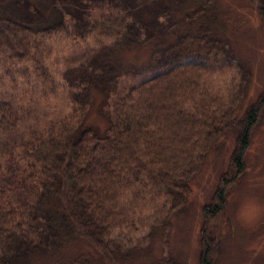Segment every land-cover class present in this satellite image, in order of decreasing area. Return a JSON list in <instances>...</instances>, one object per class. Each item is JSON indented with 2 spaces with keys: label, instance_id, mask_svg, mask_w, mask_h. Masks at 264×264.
Wrapping results in <instances>:
<instances>
[{
  "label": "trees",
  "instance_id": "obj_1",
  "mask_svg": "<svg viewBox=\"0 0 264 264\" xmlns=\"http://www.w3.org/2000/svg\"><path fill=\"white\" fill-rule=\"evenodd\" d=\"M192 1L186 17L179 0H16L14 13L0 12V78L23 85L25 99H0V264H31L74 242L87 243L104 264H123L134 241L127 250L113 235L133 225L143 207L134 204L147 200L152 217L156 204L169 216L182 209L210 153L235 129L229 164L203 213L224 209L229 185L246 170L264 93L253 105L240 96L227 104L202 83L210 62L228 57L212 30V0ZM259 12L264 22V0ZM67 31L84 42L111 37L57 81L40 52L46 38ZM130 43L154 51L124 93L119 81L131 73L113 48ZM30 62L32 72L19 71ZM66 89L73 110L45 121L42 103ZM204 245L201 264H213ZM74 256L68 264L100 261L83 250Z\"/></svg>",
  "mask_w": 264,
  "mask_h": 264
},
{
  "label": "rangeland",
  "instance_id": "obj_2",
  "mask_svg": "<svg viewBox=\"0 0 264 264\" xmlns=\"http://www.w3.org/2000/svg\"><path fill=\"white\" fill-rule=\"evenodd\" d=\"M14 1L16 2L0 0V12L14 13ZM29 1L36 4L47 2ZM179 1L184 17L196 7L191 6L192 0ZM261 1L263 0H212L215 17L212 30L221 42L219 51L225 53L228 61H222V65L210 62L202 83L214 96L223 98L227 104L240 96L245 98L247 104L253 105L255 99L264 93V22L259 12ZM95 17L96 11L90 18ZM107 21H110V15L107 16ZM178 24L180 26L182 22ZM110 37L111 35L98 34L88 37L84 42L74 38L69 31L55 34L45 39V48L40 52L42 64L51 70L53 78L60 81L67 66L78 64L92 49L102 48L101 44L110 42ZM155 39L154 37V43ZM172 40L168 38L165 43ZM113 49L114 57L124 65L125 71L131 73L118 84L119 92L127 93L130 85L140 79L132 77V74L143 70V64L149 63L154 50L147 43H130ZM154 61L155 57L150 59V62ZM132 63H136L135 66L139 68ZM25 65L19 71L32 72V63ZM117 71L114 68L113 73ZM18 86L16 88L0 78V99L24 101V86ZM42 105L47 110L39 113L45 117V121L62 118L73 110L67 89L58 100L50 98ZM237 133L235 129L232 130L229 139L210 153L201 173L194 179L192 195L182 209L169 216L162 204H156L159 216L152 217L150 208L153 207L148 206L147 200L134 204H143V207L131 218L133 225L113 235L126 239V245L123 240L120 243L127 250L128 243L134 241V252L128 253L131 257L123 264H201L206 251L204 242L210 248L213 264H264V106L261 117L253 128L251 145L246 151V170L229 185L224 209L214 217L203 213V208L215 196L219 179L227 169L235 147L233 139ZM142 239L146 240L143 242ZM90 248L87 243L74 242L65 252L57 251L51 255L35 257L31 264H68L81 250L91 253L95 262L99 259L96 264H104L99 253Z\"/></svg>",
  "mask_w": 264,
  "mask_h": 264
}]
</instances>
